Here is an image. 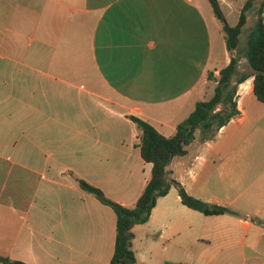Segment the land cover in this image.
<instances>
[{
    "label": "crops",
    "instance_id": "0c3cea01",
    "mask_svg": "<svg viewBox=\"0 0 264 264\" xmlns=\"http://www.w3.org/2000/svg\"><path fill=\"white\" fill-rule=\"evenodd\" d=\"M246 1L219 0L228 23ZM207 2L0 0V256L111 263L117 216L78 181L136 205L153 165L130 117L174 136L214 95L209 74L231 62L223 25L214 54ZM253 87L239 85V114L214 141L198 134L168 167L191 196L236 215L202 217L172 188L133 229L137 264H264V103ZM250 154L259 175L245 187ZM229 174L236 193L220 199L212 183Z\"/></svg>",
    "mask_w": 264,
    "mask_h": 264
},
{
    "label": "trees",
    "instance_id": "16d2710c",
    "mask_svg": "<svg viewBox=\"0 0 264 264\" xmlns=\"http://www.w3.org/2000/svg\"><path fill=\"white\" fill-rule=\"evenodd\" d=\"M208 1L214 15L223 25L231 62L220 70L218 77L214 73L209 74V80L216 83L213 97L198 102L193 113L177 126L174 136L165 137L147 122L130 117L142 132L140 138L142 158L153 165L151 178L136 205L133 208L125 207L107 198L101 189L84 180L78 181L82 190L112 208L117 216L116 248L110 264H137L132 249L133 229L137 225L148 223L158 199L168 195L172 188L177 189L184 206L205 216L236 215V212L228 207L207 203L191 196L179 181L171 177L168 170L175 157L188 153L187 147L197 139L198 134L203 143L214 141L219 131L238 116L236 94L240 84L253 77L254 94L264 103V0H247L235 26L228 23L219 0ZM249 16H253L255 21L246 44L245 58L251 69V74L247 75L239 73L241 60L239 46ZM261 224L264 226V222ZM0 264L26 263L0 256Z\"/></svg>",
    "mask_w": 264,
    "mask_h": 264
},
{
    "label": "rangeland",
    "instance_id": "374dc122",
    "mask_svg": "<svg viewBox=\"0 0 264 264\" xmlns=\"http://www.w3.org/2000/svg\"><path fill=\"white\" fill-rule=\"evenodd\" d=\"M201 6V5H200ZM205 13L209 14V18H210V23H211V28H212V34L214 37V49L216 53H220L221 51V45H222V39L219 35V28L222 26L221 22L215 17L214 13H213V9H211V5L207 2V7L204 8ZM238 20L237 15H232L229 17V23L231 26H233V24H235ZM254 21L255 18L253 16H249L247 19V24L245 27V30L243 31L242 35H241V39H240V46H239V50H240V64H239V73L240 74H251V69L248 65V63L246 62V58H245V52H246V44H247V38L248 35L250 33V31L252 30L253 26H254ZM220 50V51H219ZM211 82V86H216V83L213 81ZM213 91L209 92L206 100H209L213 93ZM251 157V160L248 161V165L246 166L245 169V173H244V181H243V185L245 187H248L250 185H252V182L255 180V178L259 175L258 169L256 170L257 165H255L252 161V155H249ZM235 177H232L231 174H229L224 180L221 179H214L213 183H212V188L211 191L212 193L216 194L220 199H225L226 197H230L231 195H234L236 193V187H233V183H235ZM235 211H237L238 213H242L243 214V218L246 220H248V218H253V219H257V216L255 214L257 213H248L245 209H240V208H234ZM202 217H205L204 215L200 214ZM258 215V214H257ZM247 216H251V217H247ZM259 219V218H258ZM260 220V219H259ZM261 222H264V220H260L258 221V223L261 225ZM198 264H203V263H199Z\"/></svg>",
    "mask_w": 264,
    "mask_h": 264
},
{
    "label": "built area",
    "instance_id": "2783aa9c",
    "mask_svg": "<svg viewBox=\"0 0 264 264\" xmlns=\"http://www.w3.org/2000/svg\"><path fill=\"white\" fill-rule=\"evenodd\" d=\"M236 96H237V94H236Z\"/></svg>",
    "mask_w": 264,
    "mask_h": 264
}]
</instances>
